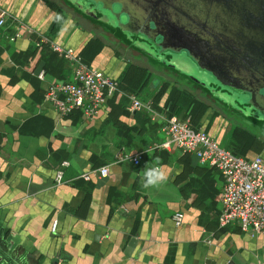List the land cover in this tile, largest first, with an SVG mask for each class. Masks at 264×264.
Returning a JSON list of instances; mask_svg holds the SVG:
<instances>
[{"label":"crops","instance_id":"0c3cea01","mask_svg":"<svg viewBox=\"0 0 264 264\" xmlns=\"http://www.w3.org/2000/svg\"><path fill=\"white\" fill-rule=\"evenodd\" d=\"M0 6L12 15L0 25V257H16L14 264H264L261 234L236 222L217 224L219 171L193 153L160 145L161 116L169 114L218 138L203 111L197 115L202 98L194 87L169 84L168 71L178 72L156 60L152 70L160 79L141 99L136 90L150 67L144 53L131 60L135 52L127 45L62 0H0ZM20 21L28 28L12 39ZM40 35L73 47L117 79L120 90L98 114L86 117L77 109L62 115L44 100L49 81L70 78L72 68L47 42L36 44ZM41 68L45 79L36 76ZM130 93L150 102L151 110L130 109ZM202 102L204 110L210 107ZM246 115L258 122V133L233 130L225 147L245 157L257 153L264 163V117ZM118 152H139L140 160L115 161ZM64 158L69 164L56 182ZM105 163L108 175L79 176ZM146 165L163 167L168 180L144 189ZM175 210L183 214L177 225Z\"/></svg>","mask_w":264,"mask_h":264},{"label":"flooded vegetation","instance_id":"af4514ba","mask_svg":"<svg viewBox=\"0 0 264 264\" xmlns=\"http://www.w3.org/2000/svg\"><path fill=\"white\" fill-rule=\"evenodd\" d=\"M87 1L83 8L94 11V2L103 10L96 14L107 24L80 14L81 17L119 39L135 55L157 54L164 62L174 59L176 65L184 66L188 63L183 62L190 60L183 56L182 61L178 57L182 52L173 49L189 44L200 64L207 66L194 64L198 72L194 77L208 84L193 81L195 93L204 99L202 101L227 105L238 97L243 100L242 110L250 102L264 117V0ZM135 33L144 40L137 39ZM157 64L168 68L161 62ZM246 90L253 94L249 95ZM251 109L250 112L255 111Z\"/></svg>","mask_w":264,"mask_h":264},{"label":"built area","instance_id":"2783aa9c","mask_svg":"<svg viewBox=\"0 0 264 264\" xmlns=\"http://www.w3.org/2000/svg\"><path fill=\"white\" fill-rule=\"evenodd\" d=\"M9 16H12L10 12L0 6V25L4 24ZM27 28L23 22H18L11 38L20 36ZM41 41L47 42L50 48L65 58L72 68L70 78L50 80L43 91L44 100L49 102L58 113L66 115L78 109L84 116L92 117L98 114L110 96L120 90L116 78L90 66L73 47L54 42L46 35H40L35 40L36 44ZM36 76L39 79H45V69L41 68ZM128 96L130 109L145 106L151 110L150 102L143 103L132 93ZM161 117L160 129L164 133V138L160 142L161 146L193 153L200 163L210 165L219 171L222 184L218 195L220 207L216 215L218 226L236 222L241 230L261 234L264 237L262 157L257 153L245 157L220 146L213 136L200 127L192 126L187 118L181 119L174 114ZM122 160H130L133 164H138L140 153H116L115 161ZM68 164V159L60 160L54 175L56 182L61 181L63 168ZM108 173L109 164L105 163L84 170L79 176L89 179L91 174L106 176ZM182 215L180 210L172 213L174 224L181 222ZM56 226L57 219H53L51 229L55 230Z\"/></svg>","mask_w":264,"mask_h":264},{"label":"rangeland","instance_id":"374dc122","mask_svg":"<svg viewBox=\"0 0 264 264\" xmlns=\"http://www.w3.org/2000/svg\"><path fill=\"white\" fill-rule=\"evenodd\" d=\"M101 1H103V3L105 2V0H101ZM115 5H117V4H115ZM117 8H118V5H117ZM101 11H103V10L101 9ZM232 23L234 24L235 21L234 22L231 21V24ZM93 30L91 31L93 34H99L102 36V30H99V33H97V32L95 33L94 32L95 30L94 31ZM116 32L121 34L118 30ZM117 44L118 43L113 41L112 46L113 47H119L120 45H117ZM140 46L143 47L142 45H140ZM104 50H105L104 52H108L110 50V48L107 47ZM128 54L131 55L129 53V51H128ZM135 56L140 57L139 55H134V56L131 55L130 56L131 60H133L135 58ZM178 57L181 58V60H182V58H184L183 54L178 56ZM139 59H141V58H139ZM141 60L143 62L145 61V63L148 66H150L151 69H150V67H147V69L149 71V78H148L146 83H144L140 86L139 90H136V95L141 99H147L151 94V86L158 83V81L160 79V77H159L160 75H158L154 70H152V66H153L152 64L155 63V59L151 58L150 56H146L145 60L144 59H141ZM182 61H184V60H182ZM185 62L188 63V64L184 65L185 67L181 66V65H176V67L179 68V70H181L186 75L198 76V72L196 70V66L194 65V63L191 61H184L183 64ZM168 74H169V77L166 79H168L169 84H172L175 82L174 84H177L178 87L181 85L192 86V87L195 86L193 80L188 79L187 76L183 75L182 73L174 74L172 71L169 70ZM172 80H174V81H172ZM214 82L218 83L216 80H214ZM205 85H208V84L205 83ZM229 103L231 106L229 105ZM229 103H227V105H223V104L219 103L218 101H214V103H210V107L203 110V114H202V117L207 116L206 117V119L208 120L207 122H210L211 128L213 129V131L212 130L211 131L218 136V138L214 137L215 140L218 142V144L220 146H223V147L228 145L227 143L232 136L231 133L233 130H237L240 133L243 132V134H245L246 132H250L253 134L258 133V131H259L258 130V128H259L258 122H256L252 117L246 115L250 112L249 108H252L255 110V112L262 114V112L258 108H256L255 105L251 104L250 102H249L250 104L247 102L248 107H246L244 110H242V108H240V105L244 106L243 100H241L238 97H235V100H230ZM238 110H240V111H238ZM177 113H178V111H177ZM211 113H212V115H210ZM206 114H208V115H206Z\"/></svg>","mask_w":264,"mask_h":264},{"label":"water","instance_id":"95a60500","mask_svg":"<svg viewBox=\"0 0 264 264\" xmlns=\"http://www.w3.org/2000/svg\"><path fill=\"white\" fill-rule=\"evenodd\" d=\"M69 5H71L77 12H79V14L88 17V18H95L97 20H102L103 22L106 23V21L103 19V17L101 18L100 16H98L96 13L101 11L99 10V8H97L96 4L94 2H92L93 5V10L92 12L88 11L87 9L83 8V4L87 3V0H65ZM107 24V23H106ZM118 29V27H117ZM138 34V33H135ZM137 39H143L144 37L140 34L137 35ZM126 37V36H124ZM128 37V36H127ZM130 37V36H129ZM180 47H178L177 49H173V51H178L179 50L182 52L184 57H187L191 62H193L194 64H196L199 67H204L207 68V66L200 64L199 59L197 57V55L192 51V48L190 47L189 44L187 43H183L179 45ZM147 52V51H146ZM180 54V53H179ZM155 55V54H154ZM153 59L157 60L158 62L163 63L165 66H167L168 68H170L171 70H173L174 72H178V73H182L183 75H186L185 73H183L181 70H179V68L176 67V60H172L170 59L167 62H164L162 59L158 58V55L156 54L155 56H151ZM214 72V71H213ZM188 79L193 80L197 83L203 84L205 85L204 80H198V78H195L194 76H190V75H186ZM223 84H225V82H222ZM247 93L250 95L251 91L246 90ZM252 93V92H251ZM253 94V93H252ZM1 246V245H0ZM2 255V254H1ZM16 257H13V259L7 260L5 258L0 257L1 261L3 264H14L16 263L15 260Z\"/></svg>","mask_w":264,"mask_h":264},{"label":"clouds","instance_id":"9594fccd","mask_svg":"<svg viewBox=\"0 0 264 264\" xmlns=\"http://www.w3.org/2000/svg\"><path fill=\"white\" fill-rule=\"evenodd\" d=\"M168 180V175L163 167H148L144 168L143 175L140 178L141 186L144 189L159 187Z\"/></svg>","mask_w":264,"mask_h":264},{"label":"trees","instance_id":"16d2710c","mask_svg":"<svg viewBox=\"0 0 264 264\" xmlns=\"http://www.w3.org/2000/svg\"><path fill=\"white\" fill-rule=\"evenodd\" d=\"M80 53V52H79ZM80 55H81V57L83 58V60L85 61V62H87V60H86V58H85V56L82 54V53H80ZM178 89V88H177ZM179 90V89H178ZM197 100V104L199 105L200 104V109H199V111L197 112V115L198 114H200V113H202V111L204 110V103L199 99V101H198V99H196ZM197 105V106H198ZM195 116H196V114H195ZM190 124L191 125H193L192 124V121H190ZM182 153H187V152H182Z\"/></svg>","mask_w":264,"mask_h":264}]
</instances>
